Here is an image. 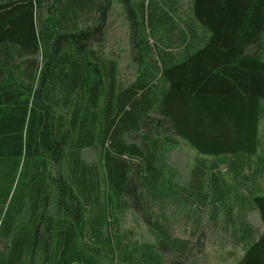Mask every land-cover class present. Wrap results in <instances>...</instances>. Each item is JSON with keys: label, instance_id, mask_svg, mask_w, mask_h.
Returning a JSON list of instances; mask_svg holds the SVG:
<instances>
[{"label": "trees", "instance_id": "obj_1", "mask_svg": "<svg viewBox=\"0 0 264 264\" xmlns=\"http://www.w3.org/2000/svg\"><path fill=\"white\" fill-rule=\"evenodd\" d=\"M113 1L0 0V264H200L205 240L264 264V0H117L131 78Z\"/></svg>", "mask_w": 264, "mask_h": 264}, {"label": "rangeland", "instance_id": "obj_2", "mask_svg": "<svg viewBox=\"0 0 264 264\" xmlns=\"http://www.w3.org/2000/svg\"><path fill=\"white\" fill-rule=\"evenodd\" d=\"M148 1V0H147ZM158 1V2H157ZM150 0L149 7L158 6L166 8L164 2L162 0ZM181 2H178L175 4L174 8L177 10L178 14L181 16V18L185 17V11H186V3L187 0H179ZM112 14L110 17V21L114 22L116 24V30L113 32L110 31V33L105 32L103 34L104 42H105V51L106 54H109V56H114L117 58L119 63V70L121 73L126 72L127 76L129 78L132 77V74L134 72L133 66L130 63L129 59V48L130 43L127 38V24L125 20V16L123 13V10H121L120 4L117 2V0H114L112 3ZM148 8L146 6L145 13H146V33L150 37H154L155 33L153 32V23L151 21V18H148L147 16ZM128 27L129 29L132 28L131 21L128 19ZM116 32V33H115ZM115 33V34H114ZM157 33V32H156ZM152 39V38H151ZM259 137L260 139H264V117L261 119V122L259 124ZM264 147V146H263ZM192 152L187 150L186 148H181L180 150H174L171 153V159L170 161L178 167L183 172L186 169L187 163H190L192 161ZM86 157L88 159H95L97 158L96 150L90 149L86 151ZM229 163L228 160L223 163V166L220 168V172L227 176L230 175L229 170ZM248 220L258 226L261 225V220L259 218V215L257 211H250L248 213ZM118 228L121 232L128 233L133 237V239L138 241H144L148 238H153L152 234L148 231V227L146 223L139 218H137L135 215L130 214L129 212L122 213V215L118 218ZM176 234H182V230L179 229V227L175 228ZM209 237H211L210 234H208ZM225 246H221L217 243H211L210 240H205L204 246L206 249V258H204L200 264H232L236 258H238L242 254L241 248H232L229 242L225 243ZM2 245V242H0V246ZM233 252L231 255L230 253ZM194 254L200 255V249L196 250Z\"/></svg>", "mask_w": 264, "mask_h": 264}]
</instances>
